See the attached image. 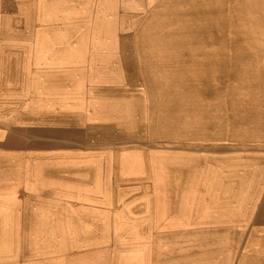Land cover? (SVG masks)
Returning <instances> with one entry per match:
<instances>
[{
  "label": "rangeland",
  "instance_id": "374dc122",
  "mask_svg": "<svg viewBox=\"0 0 264 264\" xmlns=\"http://www.w3.org/2000/svg\"><path fill=\"white\" fill-rule=\"evenodd\" d=\"M134 1L0 0V264L91 250L92 235L107 245L106 238L97 234L98 227L113 228L109 218L95 210L63 211L58 219L38 225L39 220L20 219L11 208L14 191L40 183L37 173L29 174L17 145L21 140L28 144L23 139L28 133L39 136L33 118L57 102L64 107L78 100L74 96L88 85L87 76L41 75L38 65L45 58L76 60L84 52L91 58L96 50L121 40L133 46L143 92L145 145L149 155L159 157L150 163L152 177L158 163L159 174L164 172V181L170 184L166 196L173 199L163 213L176 212L164 224L168 229L218 226L210 217L219 209L198 207L202 204L187 196L198 195V190L211 185L213 176H220L227 152H247L255 141L264 139V0ZM245 178L241 176V188ZM200 211L204 214L197 218ZM103 216L102 222L98 217Z\"/></svg>",
  "mask_w": 264,
  "mask_h": 264
},
{
  "label": "bare ground",
  "instance_id": "6f19581e",
  "mask_svg": "<svg viewBox=\"0 0 264 264\" xmlns=\"http://www.w3.org/2000/svg\"><path fill=\"white\" fill-rule=\"evenodd\" d=\"M134 2H138V0H135ZM83 4H84V2H83ZM222 5H224V4H222ZM77 7H80V6H77ZM80 9H83V8L81 7ZM260 10H262V9H260ZM237 13H238V11H237ZM79 15H80V13H79ZM235 15L237 16V14H235ZM83 17H84V15H83ZM77 19H79V18H77ZM237 21H238V19H237ZM217 23H219V22H217ZM257 24H259V23L257 22ZM69 27H70V25H69ZM224 29H226V28H224ZM73 34H74V32H73ZM236 34H237V31H236ZM239 36H240V34H239ZM250 45H252V44H250ZM262 45H264V44H262ZM115 46H116V48L123 50L122 51L123 54H126V52L128 53L130 51V49L132 48V45L130 43H128L127 41H123V40H121L120 43L115 44ZM248 47L251 48V46H248ZM62 49L63 48H61V50ZM182 49H180V50H182ZM65 52H64V54H65ZM255 53H256V50H255ZM263 54H264V52H263ZM263 54H261V55H263ZM229 55H231V54H228V56ZM70 56H71V54H70ZM239 56H241V55H239ZM79 57L82 58L83 56H79ZM191 57L193 58V56H191ZM199 57H201V56H199ZM211 57L214 58L215 56H211ZM104 58H106L105 55H104ZM192 58H190V59H192ZM234 59H235V57H234ZM229 61H231V59ZM260 61H261V59H260ZM128 63H130V65L131 64L135 65L133 59H131V61ZM226 65L224 64V66H223L224 70L228 67V66L226 67ZM233 66H235V64ZM233 66H232V68H233ZM230 67H231V65H230ZM260 68H261V65H260ZM43 70H46V69H43ZM235 71H236V69H235ZM67 72H70V71H67ZM228 72H229V70L227 72H224V73H228ZM232 72H233V69H232ZM239 73L240 72H238L237 74H239ZM56 75H59V74H56ZM79 75L80 74H78V76ZM44 76H45V74H44ZM235 76H236V73H235ZM127 77L128 76H126L124 78V76H122V78H124L123 80H126ZM53 78H55V77H53ZM187 78L185 81H187ZM226 78H227V74H226ZM202 79H201V81H202ZM110 80H113V78H111ZM209 82H211V81H209ZM181 83H183V82H181ZM39 85H40V83H39ZM68 85H69V83H68ZM185 86H187V85H185ZM246 87H248V86H246ZM143 88H144V86H143ZM180 88H182V86ZM184 88H186V87H184ZM211 88L212 87H210V90H211ZM166 89H165V91H166ZM232 90H234V89H232ZM232 90H231V92H232ZM130 91L132 92L133 95L132 96H126L127 94L130 93ZM178 91H181V89ZM187 91H188V89L186 90V92ZM86 92H87L86 98L81 99V100H76L73 102V108L74 109L72 111H69V112L64 111L63 112V111L57 110V112L53 111L51 113H42V114L40 113L39 115H41V116H36V118H33L35 121L33 123V125H35V130L38 131L39 136H36V134H34L35 135L34 136L33 134L31 135L30 133H28L27 137L23 138V139H27L28 144L25 145V140H21V142H19L17 144L19 146V149H20L19 150L20 157L23 160V162L25 164H27L26 167L28 168L29 174L37 173V177H38L40 182L49 181L51 186L52 185L54 186L58 183H62L68 187L74 188L75 190H78L80 188L81 189H87L90 187H94L96 185L97 186L100 185L101 187H103V189L106 190L108 197L111 199V206H113V208H114L112 210V212H116V213H115V215H112V216H108V214L105 215L106 218H109V222L111 221L113 228L112 229L108 228L105 230V228L102 229L100 226V227H98L99 229L97 231L98 232L97 234L99 236H102V237L104 236L106 238V240H108L109 238H112V240H115L114 238L117 239V242L114 243V246H113L115 248H113V249L118 251V252H122L124 254V256H126V258L123 259V264H124V261L127 263V261H132L135 257H136L135 261L137 259H139L141 257V256H139V255H141V252L143 254H145L146 252H149L150 257L156 256L158 253H162L165 255V258L167 259V261H165V264H171L170 262H173V258H170V257L180 255V252L181 253L183 252L186 254L193 253L196 255L195 261L190 260L192 262L191 264H237L236 261L238 262V264H249V263L250 264H264V227L252 228V227L244 226V227H241L240 229H238L237 227L231 228V227H227V226H224V227L213 226V227H209V228H204V227L196 228L193 230H190V229H168V228L164 227L163 232L157 233V235H159L158 237H152L151 238L150 236L155 234V229L153 227H151V225L153 223V220L157 216L156 214H154L153 208L156 207V205H158L160 208H165L166 206H172L173 199L171 200V198L166 196L165 190L167 187H170V184L166 183L164 181L165 180L164 172L161 173V175H160L159 174L160 172L155 168L156 170H154L155 173L153 174V177H152L153 171L149 167L148 171H150V173L149 174L142 173L144 175V177L141 178L140 177L141 171H144V169L141 168L142 163L137 162V161H135V159L132 158L133 157L132 154L138 153L139 155H143V158L147 157L145 160L148 159V160L152 161L154 159L157 161L159 159V157H154V156L149 155L148 150L146 148H144V147H146V145H145L146 142H145V128H144L145 124H144L143 102L140 100V98L136 97V93H137L136 89L133 88V89L128 90L127 88H118L117 86H115V84L112 81H108V80H104L103 86L98 85L96 87H92L91 89H87ZM188 92L190 93V91H188ZM237 92L239 93V90ZM180 94H181V96L183 95L182 93H180ZM257 94H258V90H257ZM256 95L253 94V96H256ZM219 97L220 96H218V98ZM251 97H252V95H251ZM178 100H180V99H178ZM181 100H183V102H184V99H181ZM252 100H255V99H252ZM259 100H260V98H259ZM203 101H205V100L203 99ZM254 103H255V101H254ZM178 104H179V102H178ZM258 104L260 105V101ZM52 105L54 106L55 104H52ZM195 106H196V104H195ZM183 107H185V106H183ZM251 107H252V105H251ZM182 108H180V109H182ZM52 110H53V108H52ZM109 111L113 115H109V113H108ZM35 113H37V112H35ZM230 113H231V111H230ZM170 114H172V113H170ZM257 114H259V113H257ZM107 116H108V118L111 117V124L107 123V120H106ZM205 116H206V114H205ZM165 117H166V115H165ZM246 118H247V116H246ZM260 119H261V117H260ZM170 120H168V121H170ZM211 121H212V119H211ZM244 121L247 122V120H244ZM159 122H161V121H159ZM176 122L178 123L177 120L175 121V123ZM216 122H218V121H216ZM4 124H5V122H4ZM205 124H206V122H205ZM239 127H240V125H239ZM166 130H168V129H166ZM196 130L198 131V129H196ZM210 130H212V129H210ZM46 134H48V135L53 134L56 136L60 135V136L66 137V138L74 137V138L78 139V142L74 143L76 145V147H72L71 142L68 143V142H66L67 140L57 141L56 139H54V141L50 142L49 145L54 149H60L61 148L62 150H64L65 153H74V154H77L80 156L84 155L85 160H90L93 164L87 165V163H83L82 161H79L78 156L74 157L75 159H73L70 163L65 164V167L62 168L63 169L62 173H65L63 178L58 179L57 173L59 171H61V168L58 167V164L56 163V161L53 160L52 158H50V156H48L49 158L47 157V158L39 159L40 160V161H38L39 163L31 161L32 158L36 157L34 155H40V154L44 153L43 149H42V148H45L43 138H44V135H46ZM166 135H167V133H166ZM238 136H239V134H238ZM240 140H242V139H240ZM23 142H24V144H23ZM240 143H242V142H240ZM116 145H117V148H115ZM22 147H24V148H22ZM27 148L31 149L32 151H28ZM53 155H54V153H53ZM115 155H117L119 157L122 156V157H120V159H122V160L115 162V163H108L109 164L108 166H106L102 163H98V161L103 156H107L108 158L109 157L113 158ZM263 156H264V151H260V149H258V148H255V149L252 148L251 150H248L247 152H244V153H240L239 151L227 152V161L225 162V165L219 174L220 175L219 177L221 178V180L220 179L217 180L219 177L217 178L216 176H213L212 177L213 181H211V185H209L207 187L205 186V188H201L200 190H198V192H197L198 195L187 196V197L193 198L194 202L196 204H202L201 206L198 205V207L205 208L204 207V205H205L207 207H216L217 209H220L222 207L226 208V206H230L232 203L237 205L238 199L241 198L242 202L241 201L240 202H241L242 207L244 208V218H247L248 214H250L251 211L256 207V205L258 203V201H257L258 196L255 194H251L252 192H250L249 194H247V193L237 194L235 192H236V189L241 186V176L246 177L245 178V187L246 188L256 187L258 185V182H260L258 177L261 174L262 170H264V162L262 160H260L261 159L260 157H263ZM157 165H158V163H157ZM18 168H19V166H18ZM176 171H178V170H176ZM255 171H256V173H254ZM215 175H217V174H215ZM128 182H130V183H128ZM135 182H137V183H135ZM127 187H138V188H143V190L141 191L140 194L131 195L126 191H122L123 188H127ZM153 188H157L161 192V194H159V195L153 194L152 193ZM222 188H225L224 189L225 191H223V192L229 191V193L221 194L220 190ZM113 190H117V191L115 193H113V195H109L108 193L112 192ZM25 198H28V197H25ZM91 201L93 202V200H91ZM54 203H56V202H54ZM0 205L2 206V204H0ZM53 207H55L54 204H53ZM31 209H32V206H31ZM248 210H251V211H248ZM35 211L33 210V212H35ZM38 212L41 213L40 211H38ZM45 213H48V212H45ZM174 213L176 214L175 211H174ZM205 213L207 214V212H205ZM200 214H204V211L198 212L197 218H198V216L199 217L201 216ZM105 217L103 216L102 219L98 217V219H100V221L103 222V221H105L104 219H106ZM214 217L215 216H213V217L211 216L210 218H214ZM216 217L219 218L220 215L216 216ZM223 217L224 218H231V217H228L227 213L224 214ZM165 218L166 219H174L173 211L167 213L165 215ZM35 222H36V220H35ZM43 222H44V220H43ZM41 229H43V228H41ZM49 229H51V228H49ZM33 233H35V232H33ZM20 234H21V232H20ZM46 236H48V235H46ZM92 237L93 238L91 241H89V243H92V245H97L98 240L96 241V239L98 237L96 235H92ZM249 237L256 239V241L253 243H250V244L243 242V240L245 238H249ZM40 238H41V236H40ZM66 238H67V236H66ZM150 241H153V242H150ZM223 241H225V242H223ZM46 242H48V240ZM43 244H45V243H43ZM101 244H103V243H101ZM67 245H68V243H67ZM6 249H7V247H6ZM103 251L105 252V250H103ZM240 254L242 256L241 259L239 256ZM100 255H101V252H100ZM70 257H71V255H70ZM169 258H170V260H169ZM71 263H73V261Z\"/></svg>",
  "mask_w": 264,
  "mask_h": 264
},
{
  "label": "crops",
  "instance_id": "0c3cea01",
  "mask_svg": "<svg viewBox=\"0 0 264 264\" xmlns=\"http://www.w3.org/2000/svg\"><path fill=\"white\" fill-rule=\"evenodd\" d=\"M122 51L123 50L116 48L115 45H108L104 48H100L96 50L95 52H93L92 54L93 57L91 58L86 57L85 56L86 53L84 52L83 58L80 57V59L78 58L76 60H68V59H61V58H45L39 62L40 64L38 66L42 68L40 69V73L43 71L41 75L45 74V77L53 76V77L62 78V77L75 74L77 77H81V78L83 77L85 79L87 76L88 85L86 87V90L91 89L92 87H96L98 85L103 86L104 80L112 81L115 84V86H117L118 88H127L128 90L134 88L137 91L136 97L140 98V100L143 102L142 100L143 92L139 89L140 84L138 83V81L140 80V70L138 69V64L134 57L133 46L128 53L126 52V54H123ZM104 55L106 58H104ZM131 59L134 60L135 65L131 64L132 65L131 66L130 63H128L131 61ZM43 69H46V70H43ZM67 71H70V72H67ZM56 74H59V75H56ZM78 74L80 75L78 76ZM125 75L128 77L126 78V80H123L126 77ZM122 76H124V78H122ZM111 78H113V80H110ZM86 90L81 92L78 96H74V97L78 100L86 98V95H87ZM132 95L133 94L130 91V93L127 94L126 96H132ZM73 102L74 101H72L71 104H67L64 107L59 106L60 103L57 102L56 104L58 105L52 106L53 110L52 109L48 110L45 113H51L53 111L57 112V110H60L63 112L72 111L74 109ZM108 113L109 115H113L110 111ZM106 120L108 124H111V117L108 118L107 116ZM54 139H56L57 141L67 140L66 142L68 143L71 142L72 147H76L74 143L78 142V139L74 137L66 138L60 135L56 136L53 134L51 135L46 134L44 135V138H43V142L45 144V150H43L44 153L40 155H34L36 157L32 158L31 161L39 163L38 162L40 161L39 159L47 158L48 156H50V158L56 161V163L58 164V167L61 168V171L57 173L58 179L63 178L65 173H62V170H63L62 168L65 167V164H68L73 159H75L74 157L78 156L79 157L78 160L82 161L83 163H87V165L93 164L90 160H85L84 155L80 156L74 153H65L64 150H62L61 148L60 149L52 148L49 144L50 142L54 141ZM115 148H117V145L115 146ZM253 148L254 149L258 148L260 149V151H264V139H259L255 141V143L253 144ZM132 156L131 157L135 159V161L142 163L141 168L144 169V171H141L140 177L141 178L144 177L142 173L149 174L150 171H148V168L150 167L151 161L148 159L145 160L147 157L143 158V155H139L138 153L132 154ZM120 157L117 155H115L113 158H110V157L108 158L107 156H103L98 161V163H102L108 166L109 165L108 163H115V162L121 161L122 159H120ZM260 158L259 159L264 162V156ZM156 169L158 170V166H156ZM254 173H256V171ZM258 179L260 182H258V185L256 187H251V188L238 187L235 192L237 194H241L240 193V188H241L243 189V192H242L243 194L244 193L249 194L250 192H252L251 194H255L258 196V199H257L258 203L252 211L248 210V211H251V213L248 214V217L244 218V208L241 205V202H242L241 198H239L237 205L232 203L230 206H226V208L224 207L220 208L219 211L217 212L218 213L217 215H212V217L215 216L214 218H211V219L214 220V223L216 225L220 227H224V226L231 227V228L237 227L238 229L244 226L252 227V228L264 227V170H262ZM224 189L225 188H222L220 190L221 194L229 193V191L223 192L225 191ZM18 190H20L21 192L17 194ZM18 190L14 191L12 194V195H15L12 198L13 200L12 209L18 212L19 214L18 217L20 219L22 218L23 220H30V219L39 220L40 224L38 225H46L47 223L43 222V220L46 221V219H50V218L58 219V217H60L58 213L63 212V211L70 212V211L95 210V211L102 212L101 215H106V213H109L110 211L114 209L113 206H111V199L108 197L106 190H104L103 187H100L99 185L98 186L96 185L94 187H90L87 189L80 188L78 190H75L74 188L68 187L62 183H58L54 186L53 185L51 186L50 182L46 181V182H40L39 185H36V186H29L25 188L24 190L23 188L22 190L21 189H18ZM142 190L143 188H138V187H127V188L122 189V191H126L131 195L140 194ZM116 191L117 190H113L112 192H109L108 194L113 195V193H115ZM152 193L155 195L161 194V192L157 188H153ZM25 197H28V198H25ZM91 200H93V202ZM53 204L55 207H53ZM31 206H32V209H31ZM33 210L34 211L36 210V211L33 212ZM163 210L164 208H160L158 205H156V207L153 208V212L157 216L155 217L151 225V227L155 229V234L150 236L151 238L158 237L159 235H157V233L164 231V224L166 223L167 220H169L165 218V214L163 213ZM38 211H40L41 213H39ZM44 211L48 213H45ZM226 213L228 217H231V218H224L223 215ZM219 215H220L219 218L216 217ZM28 224L31 225L30 223ZM114 239L115 240H112V238H109L108 240L104 241V242H108L107 245H102V244L99 246L94 245L93 246L94 249H91V250L54 252L48 256L39 258L40 260H36L35 262L28 260L27 262L22 263L21 261H18L17 264H26V263L27 264H73V263L74 264L75 263L76 264H100V263L101 264H123V259H125L126 256H124L122 252H118L113 249L115 248L113 247L114 243L117 242V239L116 238ZM255 241L256 239L251 238V237L245 238L243 240V242L248 243V244L253 243ZM102 242L103 241H98V243H102ZM150 242H153V241H150ZM103 250H105V252ZM100 252H101V255H100ZM241 254L239 255L240 259L242 258ZM139 256L141 257L137 259L136 261H135V258H136L135 257L132 261H127V263L124 261V264H165V261H167V259L165 258V255L162 253H158L156 256L150 257L149 252H146L145 254L141 252V255ZM170 258H173V262H170L171 264H191L192 262L190 260L195 261L196 255L193 253L186 254V253L180 252V255L172 256ZM72 261L73 263H71ZM236 263L238 264L237 261ZM13 264H16V262H14Z\"/></svg>",
  "mask_w": 264,
  "mask_h": 264
}]
</instances>
